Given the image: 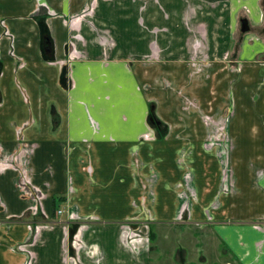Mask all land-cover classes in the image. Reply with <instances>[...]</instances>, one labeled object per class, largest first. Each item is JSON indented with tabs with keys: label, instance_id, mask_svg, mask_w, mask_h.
Returning a JSON list of instances; mask_svg holds the SVG:
<instances>
[{
	"label": "crops",
	"instance_id": "0c3cea01",
	"mask_svg": "<svg viewBox=\"0 0 264 264\" xmlns=\"http://www.w3.org/2000/svg\"><path fill=\"white\" fill-rule=\"evenodd\" d=\"M87 3L0 0V264H131L140 258L143 264H264V0H95L91 13L73 19ZM104 5L126 12L100 17ZM131 6L141 11L132 16L138 36L130 27ZM39 17L49 25L51 49L42 41ZM155 29L163 47L172 38L189 56L208 49L212 55L198 62L183 52L164 57L168 50L150 39ZM107 33L110 43L103 40ZM136 38L147 41L138 55L129 51ZM154 52L162 113L145 75V58ZM65 68L73 87L68 75L62 81ZM178 94L197 97L204 111L229 115V182L219 146L206 147L200 118L190 122L197 113L181 116ZM152 105L165 136L148 123ZM147 132L156 139L142 141ZM24 146L33 148L26 177L23 158L8 156ZM134 148H142L149 171L155 155L159 174L157 204L143 205L144 212L134 205ZM179 157L194 177L187 211L179 198L186 179ZM67 212H76L78 221ZM140 212L155 214L171 230L155 225L147 239L135 235L137 221L130 219Z\"/></svg>",
	"mask_w": 264,
	"mask_h": 264
},
{
	"label": "rangeland",
	"instance_id": "374dc122",
	"mask_svg": "<svg viewBox=\"0 0 264 264\" xmlns=\"http://www.w3.org/2000/svg\"><path fill=\"white\" fill-rule=\"evenodd\" d=\"M88 3L83 7V10L78 12L77 15H75V18L73 19H77L82 17L83 14L88 15L89 13H91L94 9V4H95V0H87ZM119 7L115 8L111 7V9L107 8L105 5L102 6L99 10H98V15L100 17H103L107 14H112V13H121V12H126L125 10H123V6L118 5ZM144 6H142L143 8ZM141 8V9H142ZM97 12V9H96ZM141 13V11H140ZM137 12V9L134 6H131V11L129 12L131 19H130V27L132 28V30L134 31L135 35L138 36L140 35V31L136 30V28L138 27V24L135 23V19L134 21L132 20V16L134 15L135 18L139 17L141 14ZM145 17V15H142ZM73 20V21H75ZM147 28L150 26L149 24H146ZM75 31H77L75 28H73ZM142 30V29H141ZM79 33V31H77ZM108 37H105L104 43H110L108 41H112L110 38V34L107 33ZM180 34V33H179ZM171 35H177L176 31L173 30L171 32ZM116 41H119L120 43L122 42V46L126 47L123 40H121L118 36H114ZM174 38V37H173ZM73 39V38H72ZM75 39V38H74ZM139 38H136L137 43L130 44V50L131 52L135 53L136 55H138V53L140 54V51H144L146 46H147V41H140L138 40ZM150 39H153L154 41V46L163 49L168 50L167 52H165L163 54V56L165 57H171V58H176L179 55H181L183 53H185L184 49L185 48H181L177 45V40H173L172 38L170 40H166V44L168 46L163 47V43H164V39L161 38L160 36H158V30H153ZM70 41V40H69ZM72 41V40H71ZM100 41H102V38L100 39ZM70 46V49L73 47V45L68 44ZM189 51V50H188ZM207 53H197L195 52L194 54L192 53L191 56L188 55V53H185V55H187V57L189 58V60L191 61H201V59H203L205 56H207V54L212 55L211 53H209V49L206 51ZM235 54V51L233 49V51L231 52V56H233ZM71 56V54H70ZM106 57V56H105ZM165 59V58H164ZM158 54H156L155 52L153 53L152 56H148L145 58V62H146V66L149 67L148 68V73H146L145 71V75L147 77H152V80L150 81L151 84V89L152 91H154V102L157 103L158 110H160V104L161 107L162 104L164 103V95L165 93L161 91L162 87L160 85L161 81L158 80L156 78V75H158L159 73H161V70L159 68L158 65ZM172 60V59H171ZM107 61V60H105ZM210 62V61H209ZM232 65L234 63H231ZM1 65V62H0ZM190 67V64H189ZM1 68V67H0ZM210 68H207L206 70V74H209ZM65 74L68 75V77L66 78V80L68 81V84H70V87H73V79H71V75L69 76V72H68V68H65ZM165 78V77H164ZM150 80V79H149ZM208 82L211 83V85H213L215 83V79L211 78L208 79ZM196 84V83H195ZM164 90V89H163ZM194 91V90H193ZM197 96V95H196ZM1 100V99H0ZM165 105V103H164ZM180 106V112H181V116L183 117H188L190 118V116L195 113L198 114V116H193L190 118V122H193V124H197V117L200 118L206 132H205V142L206 147L212 148V146L215 148V146H219L217 150V155L220 157L221 163L223 165V173H224V177H225V182H229V177H231L232 174V166H231V158H232V150L231 148H229L230 146L227 144L228 141V132H226V127L227 124L229 122V115L227 114H223V111L219 110V112H208V111H204L203 107L201 106V104H199V100L197 99V97H192L191 98H187V96L183 95L181 96V94H178L176 97V106ZM200 105V106H199ZM182 106V108H181ZM184 107V108H183ZM155 108V106H154ZM153 108V110H151V113H153L152 117L153 120H149V125L151 127H153L154 129L156 128V124L157 123V115L155 113V109ZM211 108V107H210ZM221 108V106H220ZM152 109V108H151ZM165 109V108H164ZM183 109V110H182ZM232 111V108L229 110ZM161 112V110H160ZM162 113V112H161ZM217 113V114H215ZM184 118V119H185ZM193 120V121H192ZM179 122V121H178ZM190 122H179L181 123L180 125H190ZM173 123V122H172ZM175 124L177 122H174ZM157 131V129H155ZM155 140L156 139V135L153 134L151 132V134L149 132L144 133L141 140L143 141H149V140ZM231 145V144H230ZM23 150H19L18 152H16L15 154H12V152L8 154L9 158L10 157H14V156H19L20 158L22 157V162L20 161V163L22 165H20V171L21 173L26 177L28 176V173L30 171V165H29V159H30V153L32 152V147L31 146H27V147H23ZM213 149V148H212ZM4 150L1 148L0 152H3ZM4 154V153H3ZM157 156H159V153H157ZM91 158L92 161V157L91 154L89 152H87L84 156V158ZM130 166H131V172L133 174V179L136 185V195H134V205H136V209L144 212L143 211V205H146L149 208V205H151L154 208V205L157 204V184L159 182V174H158V169H157V165L156 162L154 161L155 159V155H152L151 157L153 158L151 161V171H149V161L146 160L145 155L143 153L142 148H134L130 150ZM181 157V156H180ZM179 157V158H180ZM84 160L83 161V165L85 167V171L89 172L88 168L90 170L93 169L92 164H89V160ZM185 158H180V160H183V163L181 162V165L183 166L184 170H185V182L183 183V187L182 189L184 190H180L179 191V198L181 199V207L184 206L185 210L187 211V209H189L191 207V204L193 202V196H191V189H190V185L192 184V177H193V172L190 171V166L187 167V163H184ZM8 162V160H7ZM3 164V163H2ZM148 168V169H147ZM88 174V173H87ZM194 178V177H193ZM30 180V179H29ZM228 180V181H227ZM233 182V181H232ZM197 197V196H196ZM59 204V202H58ZM191 209V208H190ZM137 213V217H133L132 221H137V223H134L135 225H137L136 227H134L133 229H131L133 232H135V235L137 236H146V239L148 238V236H150V232H151V228H153V226H157L158 229H163L166 231H170L171 230V225L165 226V225H161L158 222H160L159 220H157V218H153L156 217L155 214L151 213L152 215H150V213L148 214L146 213ZM65 213V212H64ZM62 214V213H61ZM144 217H142L143 215ZM77 213L75 212H67L66 213V218L71 220V221H78L77 219ZM152 216V217H150ZM146 217V218H145ZM178 217V216H177ZM178 220V219H177ZM73 221V222H74ZM77 224V223H76ZM257 226H260V224H256ZM173 227V226H172ZM79 230V224H78V228L77 231L75 233V235L77 234ZM130 230V231H131ZM200 235L202 236V238H208V234H207V229L204 231V233L202 234V231H200ZM74 235V237H75ZM73 237V238H74ZM204 241V240H203ZM204 243V242H203ZM73 246V245H72ZM203 244L201 247V251H203ZM200 247V246H199ZM73 251L74 247H73ZM200 251V250H199ZM71 252V251H70ZM208 252V251H207ZM106 256V254H105ZM144 260L142 258L137 259V262H133L134 264H143ZM131 263V264H133ZM104 264H107V261H104ZM205 264H216L213 263V261H207L205 262ZM217 264H222L220 261L217 262Z\"/></svg>",
	"mask_w": 264,
	"mask_h": 264
},
{
	"label": "trees",
	"instance_id": "16d2710c",
	"mask_svg": "<svg viewBox=\"0 0 264 264\" xmlns=\"http://www.w3.org/2000/svg\"><path fill=\"white\" fill-rule=\"evenodd\" d=\"M38 24L40 26V29H41V33H42V36L44 37L45 35L46 36H50V30H49V25L46 21V18L45 17H39L38 19ZM64 74L65 72L63 73V77H62V81L65 82L64 80ZM153 115L150 114V117ZM158 120V119H157ZM156 128H157V132H158V135L159 137H162V136H165L166 135V130L163 129V126H162V123H159V124H156ZM77 228H78V224H73L71 227H70V230H69V237L70 239L72 240L76 231H77ZM71 253H74L73 249L71 248L70 249Z\"/></svg>",
	"mask_w": 264,
	"mask_h": 264
},
{
	"label": "flooded vegetation",
	"instance_id": "af4514ba",
	"mask_svg": "<svg viewBox=\"0 0 264 264\" xmlns=\"http://www.w3.org/2000/svg\"><path fill=\"white\" fill-rule=\"evenodd\" d=\"M42 41H43V43H45V47H50V49L52 48V45H53V40H52V38H51V36H42ZM152 108V107H151ZM153 109V108H152Z\"/></svg>",
	"mask_w": 264,
	"mask_h": 264
},
{
	"label": "water",
	"instance_id": "95a60500",
	"mask_svg": "<svg viewBox=\"0 0 264 264\" xmlns=\"http://www.w3.org/2000/svg\"><path fill=\"white\" fill-rule=\"evenodd\" d=\"M247 22H248V21H247L246 19L243 20V30H247V27H248V26H247ZM152 108H154V107L152 106ZM151 120H153V117H151ZM157 123H158V122H157Z\"/></svg>",
	"mask_w": 264,
	"mask_h": 264
},
{
	"label": "built area",
	"instance_id": "2783aa9c",
	"mask_svg": "<svg viewBox=\"0 0 264 264\" xmlns=\"http://www.w3.org/2000/svg\"><path fill=\"white\" fill-rule=\"evenodd\" d=\"M59 212L61 213L62 211L60 210Z\"/></svg>",
	"mask_w": 264,
	"mask_h": 264
}]
</instances>
